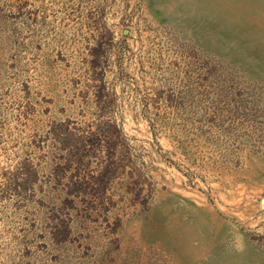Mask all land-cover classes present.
Returning a JSON list of instances; mask_svg holds the SVG:
<instances>
[{
  "label": "rangeland",
  "instance_id": "1",
  "mask_svg": "<svg viewBox=\"0 0 264 264\" xmlns=\"http://www.w3.org/2000/svg\"><path fill=\"white\" fill-rule=\"evenodd\" d=\"M0 264H264V0H0Z\"/></svg>",
  "mask_w": 264,
  "mask_h": 264
}]
</instances>
